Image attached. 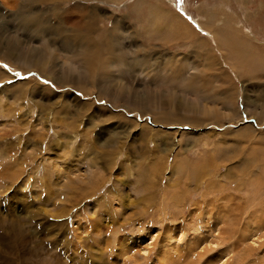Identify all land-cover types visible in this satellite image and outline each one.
Wrapping results in <instances>:
<instances>
[{"label": "rangeland", "instance_id": "obj_1", "mask_svg": "<svg viewBox=\"0 0 264 264\" xmlns=\"http://www.w3.org/2000/svg\"><path fill=\"white\" fill-rule=\"evenodd\" d=\"M164 263L264 264V0H0V264Z\"/></svg>", "mask_w": 264, "mask_h": 264}, {"label": "bare ground", "instance_id": "obj_2", "mask_svg": "<svg viewBox=\"0 0 264 264\" xmlns=\"http://www.w3.org/2000/svg\"><path fill=\"white\" fill-rule=\"evenodd\" d=\"M77 5V4H76ZM81 5V4H80ZM75 12H77V10H75ZM71 14H72V12H68V13H66L65 11L63 12V14L62 15H58V19H63L64 21H67V23H72V21H76V19H77V16H76V18H73V16L71 17ZM78 16H79V14H78ZM80 21V20H79ZM75 25H76V27H77V24H76V22H75ZM89 25V24H88ZM97 25V22L94 20L92 23H91V25H90V29H88L87 27H84L83 28V30L81 29L80 30V32L79 31H74V30H71V32H79V33H85V36H87V35H90V34H94L95 33V30H94V28H95V26ZM41 28V27H40ZM87 32V33H86ZM72 35H74V34H72ZM77 35V34H76ZM109 35V37L112 39V35L111 34H108ZM95 36V35H94ZM75 38V37H74ZM76 39V38H75ZM81 41V40H80ZM109 41V40H108ZM83 42V41H82ZM19 43V42H18ZM21 43V42H20ZM18 45V44H17ZM21 45V44H20ZM84 45V44H83ZM82 46V45H81ZM20 47V46H19ZM83 47V46H82ZM10 48V47H9ZM19 50H21V48H19ZM12 51V50H11ZM33 51V50H32ZM21 53V52H20ZM9 54V53H8ZM91 56H93V57H90V59H88L87 61H85L86 62V68H88V67H90V68H92V67H96V68H99V60H98V58H100V57H98L97 55H94V54H92V53H89ZM35 55H37V54H35ZM31 56L33 57L34 55H32L31 54ZM101 56V55H100ZM89 57V56H88ZM85 59V58H84ZM105 61H106V59H105ZM116 61V60H115ZM101 64V63H100ZM101 66V65H100ZM108 72V71H107ZM101 81V80H100ZM93 83H96V82H93ZM98 84V83H97ZM107 84V83H106ZM92 85V84H91ZM111 85V84H110ZM110 89V88H109ZM107 90V89H106ZM115 90V89H114ZM108 91V90H107ZM111 92V91H110ZM114 92H116V91H114ZM169 99V98H168ZM173 100H177V103L176 104H173L172 102H173ZM161 102H162V100H161V98L159 99V101H157L156 102V105L158 104V105H160L161 104ZM176 102V101H175ZM174 102V103H175ZM168 103H171V106H170V109L171 110H174V111H187V110H190V109H193V107H194V105H190L189 104V102L186 100L184 103H182V101H181V98H179V97H175V96H173V98L171 99V102H168V100H167V104ZM162 106H163V108L166 106V104H162ZM190 106H191V108H190ZM157 108V107H156ZM190 108V109H189ZM158 109V108H157ZM204 109V111L201 113V114H203V115H205L207 112H206V107H204L203 108ZM161 110H162V107H161ZM211 110V109H210ZM194 111V110H193ZM197 111V110H196ZM162 112V111H161ZM195 112V111H194ZM208 112H209V110H208ZM182 114V113H181ZM164 116H165V114H164ZM182 116V115H181ZM184 116H182L181 118H183ZM231 168V167H230ZM197 169V168H196ZM199 169V168H198ZM195 171V170H194ZM224 208H225V205L223 204H221L220 203V205H219V207H218V212H220V209H222V215L224 216V214H225V212H227V211H225L224 212ZM218 215H220V213L218 214ZM217 215V213H216V215H215V221L214 222H208V226L206 227L207 229H208V231H209V233L211 234L212 233V231H216V230H218V226L219 225H221L222 223H223V220H222V217L221 218H219V216ZM219 218V219H218ZM217 227V228H216ZM220 228V227H219ZM206 229V230H207ZM220 230V229H219ZM221 231V230H220ZM220 231H218V232H220ZM222 232H224V228L222 229ZM221 233V232H220ZM205 235V234H204ZM206 236V235H205ZM206 238V237H205ZM197 239V238H196ZM208 239V238H207ZM215 239H217L216 241H218V239H219V236L218 237H215ZM202 240V239H201ZM204 240V239H203ZM198 241L199 240H196V241H194V242H196V244L198 243ZM204 242V241H203ZM211 241L209 240V244H214L213 242L212 243H210ZM215 242V241H214ZM189 243V242H188ZM193 243V242H192ZM201 243V242H200ZM201 246V245H200ZM187 248V247H186ZM188 248H190V247H188ZM192 248V247H191ZM226 253V252H225ZM211 260V259H210ZM209 262V261H208ZM207 262V263H208ZM165 264V263H164Z\"/></svg>", "mask_w": 264, "mask_h": 264}, {"label": "crops", "instance_id": "obj_3", "mask_svg": "<svg viewBox=\"0 0 264 264\" xmlns=\"http://www.w3.org/2000/svg\"><path fill=\"white\" fill-rule=\"evenodd\" d=\"M169 2H171V1H169ZM169 2H168V4H172V3H169ZM172 2H175V1H172ZM163 11H164L163 14L166 15V17L164 18L166 20V24H165V27H164L165 30H167V29H170L171 30V28H170L169 25H171L173 27H176V23L175 22H177V21L178 22H182V19H184V17L180 13H178L177 11H175V9L163 8ZM153 19L155 20L156 18L154 17ZM81 21L83 22L84 19H82ZM160 29H161L160 31H162L163 26H161ZM172 37L174 38L175 36L172 35Z\"/></svg>", "mask_w": 264, "mask_h": 264}]
</instances>
